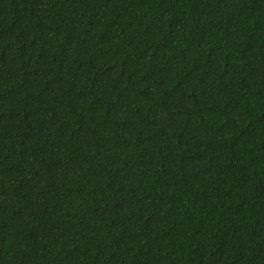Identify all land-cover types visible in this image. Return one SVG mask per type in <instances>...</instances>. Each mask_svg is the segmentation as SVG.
Returning a JSON list of instances; mask_svg holds the SVG:
<instances>
[{
    "label": "trees",
    "instance_id": "1",
    "mask_svg": "<svg viewBox=\"0 0 264 264\" xmlns=\"http://www.w3.org/2000/svg\"><path fill=\"white\" fill-rule=\"evenodd\" d=\"M0 264H264V0H0Z\"/></svg>",
    "mask_w": 264,
    "mask_h": 264
}]
</instances>
